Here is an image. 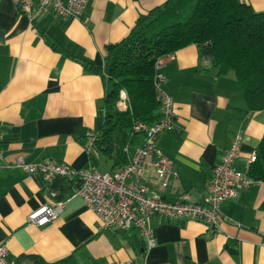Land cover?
I'll list each match as a JSON object with an SVG mask.
<instances>
[{
	"label": "crops",
	"instance_id": "obj_1",
	"mask_svg": "<svg viewBox=\"0 0 264 264\" xmlns=\"http://www.w3.org/2000/svg\"><path fill=\"white\" fill-rule=\"evenodd\" d=\"M166 1L89 0L80 19L47 14L33 21L12 0H0V152L6 164L22 157L29 163L110 171L112 162L90 140L105 122L104 99L111 83L88 72L83 61L103 65L105 47L124 39L140 17ZM241 2L264 12V0ZM172 55L166 60L164 88L173 97L177 117L174 130L163 132L157 145L173 161L178 178H171L162 195L169 202L202 203L213 167L206 149L215 147L216 164L240 133L236 166L246 171L264 136V110L248 111L238 81L218 76L196 45ZM147 179L152 184L151 169ZM51 184L41 174L0 168V246L16 260L264 264L263 182L221 205L217 229L199 221L151 218L156 244L148 250L137 232L100 228L96 214L74 194L76 186L59 200L65 209L58 218L42 227L28 223L33 211L58 202Z\"/></svg>",
	"mask_w": 264,
	"mask_h": 264
},
{
	"label": "trees",
	"instance_id": "obj_2",
	"mask_svg": "<svg viewBox=\"0 0 264 264\" xmlns=\"http://www.w3.org/2000/svg\"><path fill=\"white\" fill-rule=\"evenodd\" d=\"M189 45H196L209 58L218 76H234L248 111L264 110V12H256L241 0H167L140 17L124 39L105 47L103 65L83 61L88 72L111 83L104 99L105 122L90 140L92 147L112 162L110 171L128 162L126 148L131 150L145 141V133L135 126L151 125L160 116L154 88L156 61ZM122 90L128 95L126 110L118 106ZM205 157L213 166L214 146L206 149ZM249 174L264 183V136ZM73 184L57 178L50 192L56 191L59 201L63 193L72 194L73 187L79 186ZM138 241L142 249L143 243ZM23 258L15 259L16 264L24 260L78 264L74 257L54 263L39 256Z\"/></svg>",
	"mask_w": 264,
	"mask_h": 264
},
{
	"label": "built area",
	"instance_id": "obj_3",
	"mask_svg": "<svg viewBox=\"0 0 264 264\" xmlns=\"http://www.w3.org/2000/svg\"><path fill=\"white\" fill-rule=\"evenodd\" d=\"M20 12L35 21L43 15H55L64 18L80 19L89 0H12ZM173 55L160 58L155 64L154 88L160 105V116L151 125L139 123L137 131L145 133V141L131 150L128 162L114 171L101 172L94 166L79 170L65 164L51 162L29 163L18 157L13 165L5 162L0 152V168L18 167L28 174H41L45 181L52 182L59 178L69 182L77 181L74 194L97 216L102 229L119 232H137L145 243L146 250L156 244L150 219L161 217L166 221L185 219L199 221L212 229L220 226L222 219L221 205L249 190L259 182L250 174V166L256 161L252 154L246 171L237 168L240 157L242 135L237 133L225 150L220 161L213 165L207 185V193L202 203L185 201L169 202L162 192L169 186L171 178H178L174 163L158 148V139L163 132L175 128L177 112L173 97L165 90L167 82L164 73L166 60ZM120 110H126L128 95L122 90L118 104ZM153 172L152 187L147 179V170ZM51 195L54 197L55 193ZM65 209V202L58 201L41 206L28 216V223L45 226L58 218ZM0 264H16L5 245L0 246Z\"/></svg>",
	"mask_w": 264,
	"mask_h": 264
},
{
	"label": "rangeland",
	"instance_id": "obj_4",
	"mask_svg": "<svg viewBox=\"0 0 264 264\" xmlns=\"http://www.w3.org/2000/svg\"><path fill=\"white\" fill-rule=\"evenodd\" d=\"M99 171L103 172V170H102V169H99Z\"/></svg>",
	"mask_w": 264,
	"mask_h": 264
}]
</instances>
